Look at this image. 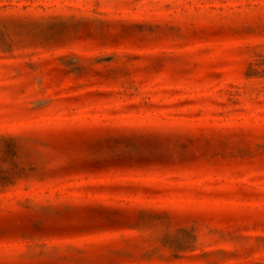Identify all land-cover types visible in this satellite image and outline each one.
<instances>
[{
    "label": "rangeland",
    "instance_id": "1",
    "mask_svg": "<svg viewBox=\"0 0 264 264\" xmlns=\"http://www.w3.org/2000/svg\"><path fill=\"white\" fill-rule=\"evenodd\" d=\"M0 264H264V0H0Z\"/></svg>",
    "mask_w": 264,
    "mask_h": 264
}]
</instances>
